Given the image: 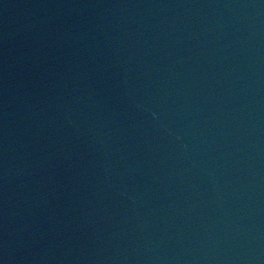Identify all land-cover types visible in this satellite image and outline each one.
Instances as JSON below:
<instances>
[{
	"label": "water",
	"instance_id": "1",
	"mask_svg": "<svg viewBox=\"0 0 264 264\" xmlns=\"http://www.w3.org/2000/svg\"><path fill=\"white\" fill-rule=\"evenodd\" d=\"M14 6L16 11H1L0 9L1 86H4L6 77L8 81L11 79L14 81L17 77L22 79L23 69L20 67V64L29 62L25 55L28 52H32L34 50V46L38 44V41L36 42V39L34 38H43L45 34H62L65 31L64 25L66 17L71 12H77L76 7L70 6L69 8H71V10L68 13V6H64L61 0H43V3L41 0H14ZM142 8L143 6L138 4L136 6L137 12H139ZM70 16L73 15L71 14ZM13 44H18L20 46L19 54L25 56V60L20 64L17 63V65L8 64L10 63L9 59H13L14 54L13 52H9L7 49L15 51V47L12 46ZM131 45L132 44H129L125 51L131 50ZM31 62L33 61L31 60ZM20 83L24 85L23 81ZM26 86L28 87V85ZM19 87L22 88L20 85ZM38 107L42 108L40 105H38ZM13 110L14 112H18L16 109ZM14 112L12 113V117L17 118ZM30 114L31 113H29V115ZM41 114V110L37 109L36 118L41 117ZM24 115L25 113L22 114V116ZM18 122L19 121H17L16 125ZM25 122V120H22L19 123L15 133L17 135L16 138H18V134L20 133V143L18 144V147L16 148V143L12 142L11 147L16 149L11 152V157L8 156L9 158L7 159L5 157L0 159V176L4 173H8L5 175L6 180H9L10 178V181L14 180L16 184L19 182L21 184L24 178L27 177V165H24V163L28 158L27 149L29 147V135L32 136L31 133L34 131L31 127L27 130L24 126ZM10 144L11 143H9V146ZM11 195L13 199L11 201H16V196L18 195L17 191H14Z\"/></svg>",
	"mask_w": 264,
	"mask_h": 264
}]
</instances>
